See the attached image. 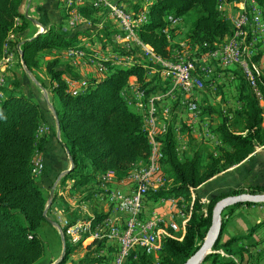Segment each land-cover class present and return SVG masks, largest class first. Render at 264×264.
I'll return each instance as SVG.
<instances>
[{
  "label": "trees",
  "instance_id": "trees-1",
  "mask_svg": "<svg viewBox=\"0 0 264 264\" xmlns=\"http://www.w3.org/2000/svg\"><path fill=\"white\" fill-rule=\"evenodd\" d=\"M147 1L151 3L144 9V3ZM223 1L231 3L236 0ZM220 2L221 0H142L134 5L136 14L146 12L145 20L138 21L135 27L137 37L145 46L154 50L155 55L166 60L170 58V43L165 30H169L172 38L180 35L179 25L173 26L171 18L181 23L187 16L194 14L195 19L185 35L189 44L187 46L190 51L200 46L201 51L207 53L211 49L214 50L217 44L223 43L225 37L233 32L230 21L219 9ZM258 2L264 16V0ZM24 3L25 0H0V61L5 57L6 45L15 31L17 36L11 47L33 73L41 68L40 56L77 47L85 48L81 45L83 33L72 35L66 32L62 25H52L45 33L34 38L23 36L32 24L24 15ZM92 9L95 14H106L105 10L94 7ZM89 11L86 12L88 15ZM17 20L21 21L18 30ZM119 33H122L121 30ZM115 34L105 32L109 44L103 45V48H109L124 59L133 57L132 64L126 67L109 66L111 73L105 78L83 81V88H88L84 93L69 90L64 76L67 75L71 80L80 78L70 64L57 57L46 63V74L51 82L50 91L56 102L55 111L61 139L74 162V169L61 178V188L65 189L69 181H74L75 188L86 186L98 181V177L104 173H114L116 179L124 180L133 174L136 163L141 161L145 164L152 155V143L145 130L144 117L132 109L123 92L128 89L132 76L137 78L139 89L144 92L146 101L167 93L171 82L163 80L161 72L153 74L149 79L152 68H161L147 61L145 56L139 57L142 53L140 47L131 45L128 48L125 44H118ZM205 45L207 47H204ZM263 55L264 43L259 45V51L252 61V69H255V62H260ZM214 64L215 73L217 70L227 71L228 77L237 83L238 100L242 103V108L233 113L231 120L219 106L199 105L203 115H217L219 121L215 126L211 125V128L221 141L218 156H212L203 164L199 152L192 156H179L174 123L177 122L178 112L182 109L179 102L172 104L170 125L158 138L162 144V165L168 183L158 191L150 192L145 204L148 212L156 209L159 206L157 202L161 199L184 198L186 208L182 212L185 217L180 224V230L183 229L185 234L178 239L177 234H180V231L177 234L168 232L167 238L162 242L163 248L158 260L138 248L131 253L126 264H185L204 244L211 227L214 207L226 198L224 195L219 196L205 205L200 198L192 201L193 191L219 173L242 163L258 147L264 146V108L260 105V98L255 94L243 69L236 66L222 70L218 64ZM211 83L204 81V88L209 87ZM1 91L0 264H39L45 255V244L41 238L43 225L48 224L54 232L56 231L45 217L50 190L43 189L34 177L33 168L36 152L43 150L47 144V139L38 138V131L40 126L48 121L39 101L23 91L19 75L13 77L12 83L5 82ZM256 92L260 93L261 99L264 100L263 74L257 76ZM160 105L161 103H158L159 108ZM244 193L238 191L234 195ZM248 193L262 194L264 187L249 190ZM52 200L47 215H52L56 204L69 209L57 191ZM239 205L244 204H236L227 209ZM96 215L94 225L111 216L110 213ZM76 219L77 217L71 218L72 223L76 222ZM222 220L223 232L226 221L224 215ZM222 232L213 251L223 249L228 254L239 256L242 262L246 256L253 257L246 249L235 248L234 245L240 237L223 243ZM84 235L87 236V233ZM105 243L112 244L113 251H116L115 244L105 240L97 241L99 247H104ZM65 245V257L58 264H67L77 247L69 239ZM93 252L94 250L91 251ZM98 260L100 259L86 258L74 264ZM202 264L236 263L222 258L220 254L212 253Z\"/></svg>",
  "mask_w": 264,
  "mask_h": 264
},
{
  "label": "crops",
  "instance_id": "crops-1",
  "mask_svg": "<svg viewBox=\"0 0 264 264\" xmlns=\"http://www.w3.org/2000/svg\"><path fill=\"white\" fill-rule=\"evenodd\" d=\"M114 1L123 5L125 8L123 6L122 7L127 12L136 13L134 5L141 2L142 0ZM150 3L151 1H147L146 3H144V9H147ZM92 7L93 5L91 3V0H82L80 3L74 6H71L68 0H25V3L23 5V12L25 17L27 14L28 17L32 19L31 20L28 18L32 22V24L30 25V28L27 30V32L25 34L23 33V36H33L34 38L39 33H45L52 25H62L64 27V30L72 35L83 33V36H81V45L85 48L77 47L61 52H53L52 54L48 53L43 56L46 57L48 55L49 59L47 60V62L54 57L60 58L63 62L64 60H66L68 63H64L70 64L73 67L74 72L79 77L87 79L96 78L101 80L111 73L109 66L126 67L129 65H125L126 59H124L123 56L115 54L109 48H103V45L106 46L109 44L107 36H105V32L116 33L115 36L119 34L121 30L119 22L115 18L110 16L108 12H106V14H95ZM219 9L223 12V15L227 19L236 13V9L232 5L222 4V0L220 2ZM87 10L91 11H89V15L86 13ZM72 21H74L73 25H71ZM176 25H178V23L174 24L173 26ZM20 26L21 21L17 20L16 28H19ZM179 27L181 35L179 40H177V38H172L171 33L169 34L168 39L169 43H171V47H169L170 58L166 60L162 59L163 64H174V58L180 57L181 55L180 45L187 40L185 39L181 23H179ZM15 38L16 36L14 35L12 36V38H10L5 50L6 56L9 60L7 63H10L7 66L8 71L7 69L0 70V75L4 76L6 84L12 83L13 77L19 75L23 91H25L29 96L32 95V97L37 99L40 102L41 106L44 108L48 122L43 123L40 126V129L38 131V138L47 139V144L43 150H38L35 154L36 157L40 156L43 159L46 167V173L41 178V186L45 190H50V193L52 190H54V196L55 191H57L58 195L62 196L65 202L67 201L66 203L69 206V209L66 210L65 208H62L61 205L56 204L54 209H52L53 214L51 216L47 215L49 220H51L49 222L56 229L55 233L57 235H60L62 239V248L58 255L52 256L49 260L42 259L39 264H55L56 262H58L62 258L65 245L64 242L66 243V240L68 238L69 241L77 247L67 264L76 263L74 262V256L79 252H83L84 257L81 258V260L86 258L100 259L93 262L87 261L86 264H103L104 262H107L114 257L115 252L113 251V245L105 243L104 247H99L100 245L97 244V242H92L90 239L87 240V236L84 235L86 231L78 232L77 236L75 237H73V234H71V229L62 231L61 225L56 223L54 220V211H58V217L59 215L66 218L77 217L76 222H74L73 224L87 221L91 217H96V214L106 215L110 213L111 215H113L111 207L107 201L108 191L114 189L129 191V189L131 188V177L138 174L139 167L136 173H134L130 177L128 176L124 180L116 179L114 173H107L103 174L102 176L100 175L98 177V181L91 182L86 186L75 188L74 181H69L65 189L60 187L59 182L61 178L64 177H62V175L72 168V159L70 158V155L66 147L64 146V143L62 142L61 133L59 132L57 119L55 117L56 111L54 108H52V104L49 101H46L45 104L44 102H41V100L39 99V95L34 92L35 89L27 88V86L23 82L22 74H20L19 70L15 69L16 66H13L15 57H17V59H19V62H21L22 64L20 58L21 56H19L14 49L10 51L8 50V48H12L11 43ZM136 43L143 44L139 39L136 40ZM173 44L178 46L174 47ZM187 45L188 44H184L183 47L185 46L186 49L190 50L189 46ZM71 50L84 51L87 56L92 58L93 62H89L86 58H81L77 55H70ZM192 51L194 50L191 49V52ZM141 56H145L143 51L141 55H139V57ZM145 58L147 57L145 56ZM147 61L152 63L151 59L147 58ZM100 64L103 66L101 67ZM154 65L158 66L156 64ZM255 69H259L260 74L264 75V55L260 62H255ZM44 72L46 73V64ZM150 72L151 73L149 74V79L153 76V74L160 72V70L152 68ZM27 74L34 81L32 74H29L28 72ZM228 75L229 72L227 71L223 72L217 70V73L206 77L205 81H210V83H212L209 87H206L203 90L199 91L196 97L200 106H219L226 115L232 118L235 111L241 110L242 103L238 100L239 93L237 90V83L235 82V80L230 79ZM64 78L68 84L72 81L67 75H65ZM42 80L46 85L45 89L49 91L51 82L47 74H45V77ZM136 84H138V80L135 76H132L129 81V87L127 90H124L123 95L126 98L130 99L129 103L134 111H139V114H141L145 119H149L147 123L150 127V116L143 115V108L139 103L131 104V99L135 98L133 86ZM73 92L77 91L73 90ZM260 105L264 108V100L260 99ZM178 114L179 118L177 119V122L174 123V128L179 156L187 157L192 156L193 154H195V152H199L203 164H206L212 156H218L221 141L219 136L215 134L211 128V125L215 126L219 121L217 115L213 114L210 117L204 115V118L206 120H209L208 127L213 134L210 140H204L202 137H200V132L205 131L203 129L207 128V126H203L202 128L195 127L194 130H191L187 123H185L180 118V112H178ZM231 120H233V118ZM169 123L170 122H168V126L170 125ZM154 137L156 138L155 135L149 136L151 143L153 142ZM107 178L113 179L108 183H104L105 179ZM261 187H264V146L258 147L242 163L219 173L218 175L198 187L196 190H194L192 193V201L196 198H200L201 202L203 203V201H205V203L203 204L207 205L212 199L219 196H233L234 193L238 191H242V193H248L249 190ZM176 200L181 201L180 212L182 213L181 222H183L185 216L182 210L186 208V200L182 197H179L172 198L170 200H163V202H174ZM51 205L52 202L50 203L49 207ZM171 212L173 211L170 209V207L165 205L158 206L156 209L150 210L147 213L166 215L170 214ZM223 215L226 221L224 230L223 232L221 231V241L224 243L229 241L230 239L240 237L241 239L237 244L234 245L235 248L242 247L249 251V253L252 254L253 257L246 256L245 260L242 262L239 256L228 254L223 249L213 251V253L220 254L222 258H225L226 260H232L236 264H264V204L239 205L237 207L225 210ZM179 231L183 237L185 231L183 229L180 230V226L178 228V231H167V234L168 232L177 234ZM161 237H163V233L161 234ZM90 249L91 251L94 250V252L91 253ZM160 254L161 253H159V255Z\"/></svg>",
  "mask_w": 264,
  "mask_h": 264
},
{
  "label": "built area",
  "instance_id": "built-area-1",
  "mask_svg": "<svg viewBox=\"0 0 264 264\" xmlns=\"http://www.w3.org/2000/svg\"><path fill=\"white\" fill-rule=\"evenodd\" d=\"M81 1L68 0L71 6ZM91 3L94 8L105 10L119 22L122 33L115 36L118 43L125 44L128 48L131 45L140 47L152 63L161 67L163 80L171 82L167 93L156 95L147 101L144 92L139 89V84L133 86L135 98L131 99V104L139 103L143 108V115L150 116V127H145L148 135H155L158 140L159 136L167 131L172 104L179 102L182 109L180 118L191 130L195 127L207 126L203 129L205 131L200 132V137L204 140L211 139L213 134L208 127L209 120L204 118L196 96L204 89L205 78L215 74L214 63L218 64L222 70L236 66L242 68L255 94L261 99V94L256 92L257 76L260 72L259 69H251V61L257 55L259 45L264 43V16L258 0H236L231 3L222 0V4L232 5L236 9V13L228 18L233 27L232 34L226 36L223 43L217 44L214 50L211 49L205 53L201 51L200 46H196L193 53H184L174 58V64H163L162 57L155 55L154 50L134 42L132 29H135L138 21L145 19V11L138 14L129 13L114 0H91ZM177 22L171 18L172 24ZM73 24L74 21L71 22V25ZM166 34L169 38L168 29ZM70 55H77L93 62L84 51L71 50ZM126 63L132 64V57H128ZM100 66L103 65L100 64ZM83 81L88 80H72L68 84L69 90L84 93L88 88H83ZM5 82L4 76L1 75L0 97H2L1 88ZM158 103H161L160 108ZM37 157V166L34 171L36 178L42 175L45 168L43 159L40 156ZM163 159L162 144L158 140L155 155L149 156V161L139 167V174L131 177L129 191L121 189L108 191L107 201L112 207L113 215L102 223L94 225L95 217L71 225L67 221L64 222L66 229H71L73 237L80 231H87V240L90 239L92 242L105 240L117 246L114 257L103 264H126L131 253L138 248L158 260L162 242L167 238V231H178L182 220L180 200L163 202L161 199L157 202L159 206H169L173 211L170 214L146 212L147 195L152 191H158L168 183L163 170ZM112 179L107 178L104 183ZM156 228H163V237H156Z\"/></svg>",
  "mask_w": 264,
  "mask_h": 264
},
{
  "label": "rangeland",
  "instance_id": "rangeland-1",
  "mask_svg": "<svg viewBox=\"0 0 264 264\" xmlns=\"http://www.w3.org/2000/svg\"><path fill=\"white\" fill-rule=\"evenodd\" d=\"M194 19H195V16H194V14H192L190 16H187L184 19V21L181 22V26H182V29H183L184 36L188 33V31H189V29H190V27H191ZM177 23L179 25L180 22H177ZM16 27H17V22H16ZM16 29L18 30V28H16ZM166 31H167V29L165 30V33H166ZM16 33H17V31L13 32L12 34L14 36H17ZM12 34H11L10 38H12V36H13ZM180 36L181 35H179V37H177V40L180 39ZM10 38H9V40H10ZM184 44L186 45L187 43H182L180 45V47L182 46L181 49H180V52H181L180 53L181 54L180 56H182L184 53H193L194 52V51H192V52L189 51L188 52L187 49H186V47L185 46L183 47ZM173 45L176 46L175 44H173ZM169 47H171V43H170V46ZM8 50L9 51L10 50H13V48H8ZM40 59H41V68L40 69H37L35 73L31 72L25 65H22V64H24L23 61H22V64H21V62H19V59H17V57L14 58L15 62L13 64V66L14 67L16 66L15 69L16 70H19L20 74H22V76H23V82L27 86V88H29V89H32V88L35 89L34 92L39 95V99L41 100V102H44V104H45L46 101H49L52 104V108L55 109L56 102L53 99L54 98V95H53V93L50 90L47 91L45 89L44 86H46V85L44 84V82L42 80L45 77V74H46L44 72V70H45V64H46L47 60L49 59L48 58V55L46 57L45 56H40ZM7 60H8V57L6 56V53H5V57L0 61V70L7 69V71H8V67L7 66L10 63H7ZM64 62L68 63L66 60H64ZM28 71L32 74L34 81L27 74ZM34 74H35V76H34ZM82 79L89 80V79L83 78V77H80L78 80H82ZM46 80H48V79H46ZM31 97H32V95H31ZM137 113H140V112L138 111ZM144 120H145V127H149V124L147 123L149 121V119H147V118L145 119L144 118ZM152 143H153L154 147H156L158 149V140H157V138L154 137ZM154 155L155 154H153L152 156H154ZM37 158L38 157L35 156V159L33 160V168H34V171L36 170V166H37ZM141 165H144V162H141L140 161V162L136 163V165L133 167V169H136V168L140 167ZM45 170H46V167L44 168V171H43L42 175L40 177H38V178H36V172H34V177L36 179H38V181H39L40 184H41V178L45 174ZM102 175L103 174H101V176ZM58 187H59V185H58ZM61 207L62 208H65L64 205H61ZM57 212L54 211V218H55L54 220H55L56 223H58L59 225H61L62 231L63 230H66V226H65L64 222L67 221L68 223H70L71 218H68V217L66 218V217L60 216V215L58 217L57 216ZM52 214H53V212H52ZM70 224H73V223L71 222ZM181 237H182V234H177V238L178 239L181 238ZM41 238H42V240L44 241V244H45V255H44L45 258H43V260H45V259L46 260H49V259H51L52 256H56V255H58L60 253L61 248H62V239H61L60 235H57L53 231V229L51 228V226H49L48 224H44L43 225V228L41 230ZM83 257H84L83 256V252L76 253L75 256H74V258H75L74 262H78Z\"/></svg>",
  "mask_w": 264,
  "mask_h": 264
},
{
  "label": "water",
  "instance_id": "water-1",
  "mask_svg": "<svg viewBox=\"0 0 264 264\" xmlns=\"http://www.w3.org/2000/svg\"><path fill=\"white\" fill-rule=\"evenodd\" d=\"M26 17H28V15L26 14ZM31 19V18H29ZM32 20V19H31ZM41 33L37 34L35 37L39 36ZM28 73L30 74V72L28 71ZM56 119H57V115H55ZM57 124L59 127V122L57 119ZM59 132H60V128H59ZM71 158V157H70ZM74 168V162L72 160V168L65 172V174L62 175L65 176L67 175L69 172L72 171V169ZM54 196V190L51 191L50 193V198H49V202H48V206L45 212V217L49 220L48 216H47V212H48V207L50 205V203L52 202ZM236 204H264V193L262 194H251V193H244V194H240V195H234V196H229L226 197L222 200H220L216 206L214 207L213 210V214H212V223H211V227L208 231L206 240L204 242V244L202 245V247L199 249V251L194 254L185 264H202L203 261L205 260V258L209 255L213 253V248L216 244V242L218 241L221 231H222V215L224 213V211L233 205ZM64 244H66L64 242ZM65 246L64 245V251L62 254V258L56 262L55 264L60 263L64 257H65Z\"/></svg>",
  "mask_w": 264,
  "mask_h": 264
},
{
  "label": "bare ground",
  "instance_id": "bare-ground-1",
  "mask_svg": "<svg viewBox=\"0 0 264 264\" xmlns=\"http://www.w3.org/2000/svg\"><path fill=\"white\" fill-rule=\"evenodd\" d=\"M145 15H146V12H145ZM146 17V16H145ZM145 20V19H144ZM132 38H133V40H134V42H136V40H138L137 39V34H136V31H135V29H132ZM187 51L189 52L190 50L189 49H187ZM132 62H133V58H132ZM125 65H129V63H126ZM254 67V64H252V62H251V69ZM145 123V122H144ZM147 126V125H146ZM156 146V145H155ZM155 152H157V148L156 147H154V145H153V143H152V155L153 154H155ZM151 155V156H152ZM149 160V159H148ZM138 171V168H136L135 169V171L133 172V174L134 173H136ZM132 174V175H133ZM138 174H139V172H138ZM131 175V176H132ZM182 213L180 212V215H181ZM86 233H87V231H86ZM163 233V229L162 228H156V237H161V234ZM162 248H163V243H162ZM161 250L162 249H160V251H159V253H161Z\"/></svg>",
  "mask_w": 264,
  "mask_h": 264
}]
</instances>
